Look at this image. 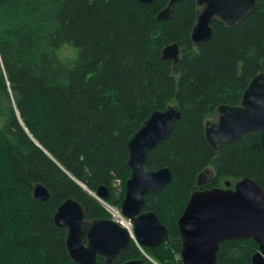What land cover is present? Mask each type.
I'll use <instances>...</instances> for the list:
<instances>
[{
	"label": "trees",
	"instance_id": "16d2710c",
	"mask_svg": "<svg viewBox=\"0 0 264 264\" xmlns=\"http://www.w3.org/2000/svg\"><path fill=\"white\" fill-rule=\"evenodd\" d=\"M167 2L0 0V264H78L66 250V230L53 221L56 207L72 198L87 220L109 218L76 181L91 192L105 185L120 202L130 176L126 139L153 110L170 105L181 116L146 164L168 167L172 179L145 194L143 206L167 228L168 240L143 248L146 254L130 242L112 264H183L177 220L193 191L245 177L264 190V132L217 152L205 138L217 108L239 105L263 70L264 0L234 26L212 22V37L196 47V0H182L157 20ZM65 42L81 50L71 69L54 54ZM170 43L181 51L175 64L161 55ZM205 168L212 176L198 186ZM35 184L47 188V201L34 200ZM257 250L252 237L225 240L214 264H252Z\"/></svg>",
	"mask_w": 264,
	"mask_h": 264
},
{
	"label": "water",
	"instance_id": "95a60500",
	"mask_svg": "<svg viewBox=\"0 0 264 264\" xmlns=\"http://www.w3.org/2000/svg\"><path fill=\"white\" fill-rule=\"evenodd\" d=\"M137 1L149 4L154 0ZM181 1L168 0L156 19L167 20L173 6ZM255 5L256 0H196L195 22L190 33L192 45L196 47L212 37V22L234 26ZM180 52L177 43H170L162 49L161 55L175 64ZM262 66L263 70L244 89L240 104L220 105L216 121L206 122L205 138L215 152L220 145L238 141L251 133L264 132V59ZM180 116L181 111L172 105L153 110L126 139L130 176L124 184L120 211L133 222L134 234L142 249L168 240L167 228L155 213L144 211L143 206L145 194L158 191L169 183L171 172L168 167L150 169L146 159L148 151L168 137ZM207 175L210 176L207 178ZM211 176V170L205 168L197 177V185L202 186ZM230 185L231 182L226 180L225 187L197 189L190 194L177 220L183 264H214L221 242L249 237L258 244L252 264H264V190L247 177L236 181L233 187ZM116 186L114 182L112 187L115 189ZM82 187L95 198L107 200L110 197L105 185L96 188V195ZM32 195L37 202H45L50 197L42 184L33 186ZM53 221L58 228L66 230V250L78 264H97L98 257L103 258V264H112L132 242L127 231L111 219L87 220L81 203L72 198L65 199L56 207ZM123 264L147 263L143 259H132Z\"/></svg>",
	"mask_w": 264,
	"mask_h": 264
},
{
	"label": "built area",
	"instance_id": "2783aa9c",
	"mask_svg": "<svg viewBox=\"0 0 264 264\" xmlns=\"http://www.w3.org/2000/svg\"><path fill=\"white\" fill-rule=\"evenodd\" d=\"M99 200L105 211L108 213L109 218L122 226L127 233L129 234V238L131 241L140 249L141 247L138 245V242L136 240L134 230H133V222L131 219L126 217L120 209L115 208L114 206H111L106 200H103L101 198H96Z\"/></svg>",
	"mask_w": 264,
	"mask_h": 264
},
{
	"label": "clouds",
	"instance_id": "9594fccd",
	"mask_svg": "<svg viewBox=\"0 0 264 264\" xmlns=\"http://www.w3.org/2000/svg\"><path fill=\"white\" fill-rule=\"evenodd\" d=\"M80 51V49L74 48L71 43L65 42L54 50V54L61 64L71 69L78 61Z\"/></svg>",
	"mask_w": 264,
	"mask_h": 264
},
{
	"label": "rangeland",
	"instance_id": "374dc122",
	"mask_svg": "<svg viewBox=\"0 0 264 264\" xmlns=\"http://www.w3.org/2000/svg\"><path fill=\"white\" fill-rule=\"evenodd\" d=\"M209 121H216V120H209ZM82 186H84L85 187V185L82 183V182H80V181H78ZM116 183V190L118 191L119 189H118V187H119V182L117 181V180H115V181H113L112 182V184L113 183ZM112 184H111V186H112ZM234 185V184H233ZM86 188V187H85ZM94 195H96L95 194V192H92ZM110 200H106L111 206H114L115 208H117V209H120V203H121V201L120 202H118V197H116V196H114L113 197V194L112 193H110ZM117 198V199H116ZM116 199V200H115ZM97 201H99V200H97ZM116 203V204H115ZM119 203V205H117ZM141 250H142V248H140ZM143 251V250H142ZM143 253H145V251H143ZM146 254V253H145ZM151 261H154V260H152L149 256H147Z\"/></svg>",
	"mask_w": 264,
	"mask_h": 264
},
{
	"label": "flooded vegetation",
	"instance_id": "af4514ba",
	"mask_svg": "<svg viewBox=\"0 0 264 264\" xmlns=\"http://www.w3.org/2000/svg\"><path fill=\"white\" fill-rule=\"evenodd\" d=\"M209 176H210V175H207V178H208ZM230 186L233 187V184H231ZM224 187H225V186H224ZM203 189H205V188H203ZM109 194H110V191H109ZM116 199H117V198H116ZM116 199H115V200H116Z\"/></svg>",
	"mask_w": 264,
	"mask_h": 264
}]
</instances>
